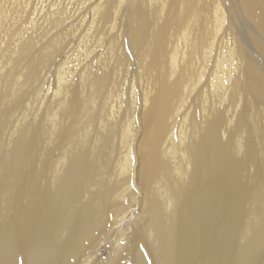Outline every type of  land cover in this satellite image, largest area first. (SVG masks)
<instances>
[{"label": "bare ground", "instance_id": "obj_1", "mask_svg": "<svg viewBox=\"0 0 264 264\" xmlns=\"http://www.w3.org/2000/svg\"><path fill=\"white\" fill-rule=\"evenodd\" d=\"M113 3L78 10L104 26ZM166 4L132 6L116 59L86 51L26 113L60 48L44 7L0 13V264H264V0H220L233 44L213 69L209 3ZM116 64L138 72L130 96Z\"/></svg>", "mask_w": 264, "mask_h": 264}, {"label": "rangeland", "instance_id": "obj_2", "mask_svg": "<svg viewBox=\"0 0 264 264\" xmlns=\"http://www.w3.org/2000/svg\"><path fill=\"white\" fill-rule=\"evenodd\" d=\"M92 0H0V13L8 17V21L12 23L23 16L27 6L32 5L31 14L41 6L43 15L48 21V26L45 29H40L39 32L44 36L42 41L53 39L60 48V58L52 65L44 67L40 71L39 90L38 94L32 102H26L21 113L28 112L30 109L39 107L45 97L55 95L60 79L64 75V69L69 66H74L78 62L84 60L85 52L89 54L92 49L97 52L98 60L104 54L107 61L112 63L116 57L111 54L114 48L115 39H111V26L113 22L119 20L118 33L125 29L129 17V9L132 6H143L148 12L153 15L156 20H161L165 17L169 8L166 4L167 0H129V4L122 0H114L110 10V19L104 26L92 24V10L86 9L83 13L78 8L86 7ZM209 3L208 15L210 18V27L213 30L211 42H214L213 53L210 56V67H216L218 63L228 65L230 56L228 49L233 44L232 34L230 32L217 33L214 30L216 25V13L220 0H206ZM36 6V7H35ZM35 7V8H34ZM120 11L118 17L116 13ZM36 15V14H35ZM32 15L31 17H33ZM237 33V30L235 31ZM97 49V50H96ZM134 64L127 66H115L117 77V89L120 93H125L130 96L132 85L139 80L138 72L133 67ZM119 94V93H117ZM38 99V100H37ZM236 110V103L228 105L226 115L232 114ZM137 208L133 207L132 212L128 214L124 221L117 227V230H124L127 233L133 231L136 226L134 216L137 215ZM118 233H115V238Z\"/></svg>", "mask_w": 264, "mask_h": 264}]
</instances>
